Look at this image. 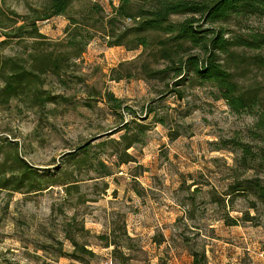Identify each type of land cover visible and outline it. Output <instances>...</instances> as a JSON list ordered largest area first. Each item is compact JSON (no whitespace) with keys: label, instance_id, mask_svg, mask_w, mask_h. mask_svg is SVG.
<instances>
[{"label":"rangeland","instance_id":"1","mask_svg":"<svg viewBox=\"0 0 264 264\" xmlns=\"http://www.w3.org/2000/svg\"><path fill=\"white\" fill-rule=\"evenodd\" d=\"M45 2L0 0V264H81L69 258V235L94 254L80 255L85 264H193L194 252L205 264H264V207L230 187L234 176L261 178L264 168L243 175L238 152L218 150L233 140L260 145L250 137L254 117L233 114L187 71L157 75L170 63L155 42L110 47L116 39L107 35L132 27L99 25L119 0H78L67 16L36 23L42 38H27ZM94 7L100 20L89 16ZM70 17L93 30L88 44L79 38L78 59ZM222 27L264 36V18ZM233 52L224 64L264 106V46ZM47 57L63 62L59 76L44 66ZM13 65L46 72L7 100L2 75ZM17 159L38 171L39 184H17Z\"/></svg>","mask_w":264,"mask_h":264},{"label":"trees","instance_id":"2","mask_svg":"<svg viewBox=\"0 0 264 264\" xmlns=\"http://www.w3.org/2000/svg\"><path fill=\"white\" fill-rule=\"evenodd\" d=\"M78 0H46L44 7L38 11H33V19L27 24V38L39 39L42 36L38 33L36 23L48 21L55 17L67 16L72 5ZM94 7L89 16L91 19L100 20L101 11ZM250 18H264V0H119L117 7H113L112 18L99 22L104 29L113 27L119 21L132 24L130 29L122 33H111L107 35L116 39L110 47L120 46L134 50L135 48H149L155 42L161 58L167 63L163 71L156 73L159 76L167 75L171 72L187 71L201 84L209 85L218 93V99L223 100L235 115H250L254 117V123L250 129V137L256 141V147L251 144L231 141L229 145L218 150L238 152L235 157V166L241 169L243 175L251 170L264 168V106L261 97L251 92H242L233 74L224 62L231 58L234 49H244L257 51L264 46V36L260 33H251L247 36L230 33L222 26L237 22V24L247 21ZM70 49L78 50L74 55L78 59L84 50H79L77 46L80 39L81 44H88L93 39L90 33L84 32L81 20L70 17ZM236 26V24H233ZM220 26V27H217ZM23 27L14 30V35L19 38V31ZM1 29V27H0ZM84 32V33H83ZM94 34V33H92ZM6 38L10 36L5 35ZM7 42V41H6ZM187 53L197 51V56H189L186 59L180 57ZM179 58V59H178ZM224 59V60H223ZM44 66L55 76H59L63 69V62L59 59L47 57ZM10 68L9 73L2 75L4 83L3 97L12 99L21 94L24 90L34 87L37 84L34 79L41 76L46 71L24 72ZM37 73L38 75H34ZM107 104L112 110L121 108V101L115 99L113 95H107ZM128 110V109H127ZM152 112L142 120H147ZM140 126V125H139ZM142 127V125H141ZM147 126L142 128L146 129ZM129 129L128 123L123 125L121 130ZM145 132H143L144 134ZM127 135H124L125 137ZM126 145L128 150L136 143V136ZM86 146L81 148L85 151ZM74 154V153H73ZM72 156V155H71ZM14 165L20 171L17 184H39L42 176L38 171L31 170V167L17 159ZM262 172V171H258ZM237 174V173H236ZM230 185L234 192L243 191L248 197L260 203L264 207V175L261 178L233 177ZM6 182V181H5ZM4 184V183H3ZM52 186V185H51ZM235 186V187H234ZM6 187V185H2ZM67 239L73 246V254L69 258L84 263L82 256H94L91 251L75 241L70 235ZM108 248V245L106 246ZM82 255V256H80ZM193 264H205L203 259L194 252Z\"/></svg>","mask_w":264,"mask_h":264}]
</instances>
